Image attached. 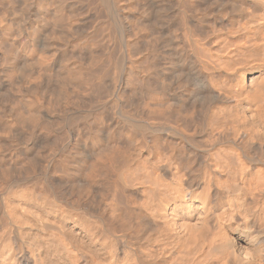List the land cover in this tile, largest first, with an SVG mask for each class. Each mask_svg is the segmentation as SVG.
Returning <instances> with one entry per match:
<instances>
[{
  "label": "bare ground",
  "instance_id": "bare-ground-1",
  "mask_svg": "<svg viewBox=\"0 0 264 264\" xmlns=\"http://www.w3.org/2000/svg\"><path fill=\"white\" fill-rule=\"evenodd\" d=\"M0 264H264V0H0Z\"/></svg>",
  "mask_w": 264,
  "mask_h": 264
}]
</instances>
